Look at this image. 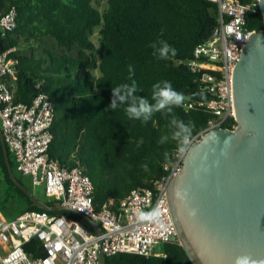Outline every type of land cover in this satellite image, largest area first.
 <instances>
[{"label":"trees","instance_id":"obj_1","mask_svg":"<svg viewBox=\"0 0 264 264\" xmlns=\"http://www.w3.org/2000/svg\"><path fill=\"white\" fill-rule=\"evenodd\" d=\"M95 2H105L106 9L100 11ZM12 8L17 12V27L0 39V54L10 50L18 62L16 103L31 104L35 96L45 94L54 104L50 157L64 167L83 169L93 183L98 210L111 201L117 207L133 189L151 188L166 175L163 166L174 160V142L158 143L168 132L169 118L156 113L145 123L130 120L123 106L107 109L111 89L130 83L128 66L132 65L141 96L150 98L152 85L168 80L175 90L192 97L189 101H209L211 95L201 90L185 63L220 26L217 6L207 0H0V12ZM247 27L264 30L259 7L248 16ZM97 29L98 52L91 40ZM158 39L177 49V55L167 60L154 56L150 45ZM200 92L202 96L192 95ZM174 113L185 123H195L193 137L213 118L205 109L181 107ZM165 152L171 154L167 160ZM10 158L15 171L11 154ZM0 179L25 203L21 213L42 211L10 179L1 143ZM43 202L57 205L48 198ZM50 213L82 223L68 212ZM25 250L30 255L44 253L38 239L26 244ZM106 260L107 264H192L178 243L165 244L162 257L117 254Z\"/></svg>","mask_w":264,"mask_h":264},{"label":"built area","instance_id":"obj_2","mask_svg":"<svg viewBox=\"0 0 264 264\" xmlns=\"http://www.w3.org/2000/svg\"><path fill=\"white\" fill-rule=\"evenodd\" d=\"M219 11V35L198 45L185 64L196 75L202 91L211 95L207 102L186 100V111L205 109L213 118L193 137L191 146L214 129H235L233 75L241 52L250 36L257 32L247 27V18L256 12L259 0L242 4L239 0H207ZM17 27L15 8L0 12V39ZM11 51L0 54V126L15 169L29 177L34 187L44 186L49 200L74 208L98 223L97 235L81 222L47 211H25L13 218L0 213V264H100L99 250L105 257L135 254L146 258L156 255L154 247L171 243L177 235L167 190L181 174L186 154L163 166L166 173L151 188L133 189L117 207L111 201L98 210L94 204L91 179L80 167L68 168L49 155L53 136L51 127L55 107L45 94L35 96L31 104L16 103L17 60ZM226 126H229L227 128ZM190 146V147H191ZM189 147V148H190ZM159 211V218L140 220L137 210ZM38 239L42 255H30L25 245Z\"/></svg>","mask_w":264,"mask_h":264},{"label":"water","instance_id":"obj_3","mask_svg":"<svg viewBox=\"0 0 264 264\" xmlns=\"http://www.w3.org/2000/svg\"><path fill=\"white\" fill-rule=\"evenodd\" d=\"M258 7L264 20V0ZM233 107L235 129H214L195 142L167 190L177 227L170 242L180 244L192 264H235L243 255L264 264V30L253 33L241 52L233 75ZM0 143L10 179L34 206L71 213L102 235L90 217L43 202L19 181L1 126ZM99 262L107 264L101 248Z\"/></svg>","mask_w":264,"mask_h":264},{"label":"clouds","instance_id":"obj_4","mask_svg":"<svg viewBox=\"0 0 264 264\" xmlns=\"http://www.w3.org/2000/svg\"><path fill=\"white\" fill-rule=\"evenodd\" d=\"M150 47L153 49V55L158 59L167 60L170 57L177 55V49L172 47L167 41L158 39L151 43ZM128 80L130 83H123L111 89V96L107 109L115 111L118 107L123 106L125 114L130 120H140L147 123L152 119L154 114L161 113L168 120V132L162 134L158 140L160 145L174 142L175 155L177 158H182L193 141V129L195 123L188 121L185 123L179 119L174 109L185 107L186 100L192 97H186L184 93L178 92L168 80L156 82L152 85L151 97L141 96L136 80L134 79L135 70L132 65L128 66ZM203 95L202 92L194 93L195 95ZM143 143V141H141ZM165 159L170 157L169 152H165ZM145 171H148L147 164L143 165ZM137 218L146 220L148 218H159V211L153 209L151 212H143L137 210ZM235 264H257V261L247 255L238 256L235 259Z\"/></svg>","mask_w":264,"mask_h":264},{"label":"rangeland","instance_id":"obj_5","mask_svg":"<svg viewBox=\"0 0 264 264\" xmlns=\"http://www.w3.org/2000/svg\"><path fill=\"white\" fill-rule=\"evenodd\" d=\"M95 7H97L100 11H104L107 7L105 2H95ZM91 40L93 44L95 45V49L98 52L100 48V42H101V35L100 31L97 29L94 33V35L91 37ZM33 44H30L32 46ZM28 44H22V47H27ZM94 75L98 76V72H94ZM16 176L22 180L24 185L28 187L32 193L40 200H47V196L44 191V186H38L34 187L31 183V180L29 177H24L20 173L17 172L15 169ZM25 209V203L16 197L12 192L9 191L6 184L0 179V213L5 218H12L17 215H19L23 210ZM154 253L156 255H163L164 253V245L158 244L154 247ZM0 254L3 255L4 253L0 249Z\"/></svg>","mask_w":264,"mask_h":264},{"label":"crops","instance_id":"obj_6","mask_svg":"<svg viewBox=\"0 0 264 264\" xmlns=\"http://www.w3.org/2000/svg\"><path fill=\"white\" fill-rule=\"evenodd\" d=\"M16 217V216H15ZM13 218V217H12Z\"/></svg>","mask_w":264,"mask_h":264}]
</instances>
